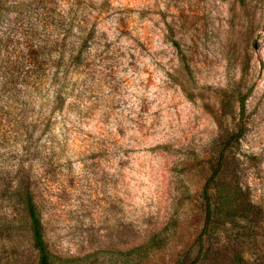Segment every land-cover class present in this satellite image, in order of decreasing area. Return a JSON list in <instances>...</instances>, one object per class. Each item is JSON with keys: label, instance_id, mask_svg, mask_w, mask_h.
Masks as SVG:
<instances>
[{"label": "rangeland", "instance_id": "1", "mask_svg": "<svg viewBox=\"0 0 264 264\" xmlns=\"http://www.w3.org/2000/svg\"><path fill=\"white\" fill-rule=\"evenodd\" d=\"M1 1L0 213L30 184L57 264H264V0Z\"/></svg>", "mask_w": 264, "mask_h": 264}, {"label": "trees", "instance_id": "2", "mask_svg": "<svg viewBox=\"0 0 264 264\" xmlns=\"http://www.w3.org/2000/svg\"><path fill=\"white\" fill-rule=\"evenodd\" d=\"M1 4L2 1L0 0V10ZM1 14L2 11H0ZM246 101L247 98L244 96L241 100V108L244 114L246 112ZM218 174L219 168L209 178L204 192L208 212V226L211 224L217 209L212 185L216 181ZM2 190L6 192V199L1 200L3 207L7 210L4 209V212L0 213L1 236L6 234V238L12 239L15 238L16 232L21 233L24 238L28 239L31 247L37 251L38 264H57L60 258L50 250L45 239L41 214L35 203L30 184H26L22 180H16L5 183Z\"/></svg>", "mask_w": 264, "mask_h": 264}]
</instances>
